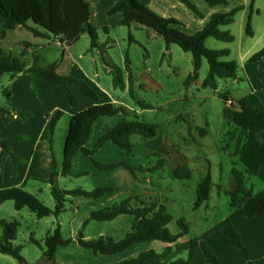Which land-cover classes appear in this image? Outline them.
<instances>
[{"label": "rangeland", "instance_id": "obj_1", "mask_svg": "<svg viewBox=\"0 0 264 264\" xmlns=\"http://www.w3.org/2000/svg\"><path fill=\"white\" fill-rule=\"evenodd\" d=\"M250 4L251 0H246L245 10L236 15L234 23L220 27L221 30H228L234 36L233 41L225 43L230 48L228 50L232 52L231 59L227 60L237 61L235 50L241 41L239 34L243 35L244 40L250 39L245 33ZM250 15L251 28L264 26V0H253ZM27 25L35 26L31 20L27 21ZM128 33L131 34L132 41H128ZM97 35L106 41V52L111 55L112 61L118 68L122 69L126 84L128 82L127 73L130 72V84L135 95V97L131 96L128 86L125 91L120 85L114 88L113 80L116 73L107 75L102 70L104 78L102 79L104 86H102L130 112L126 116L118 114L112 119L119 121L123 117L137 119L147 124H154L157 129V134L152 138L144 139L137 134L130 138L133 154L126 160L137 162L145 168L143 171L135 170V176L141 178L144 187L142 191L137 192L139 199L147 203L156 201L165 206L172 215V221L167 226L172 233L178 232L176 220L180 217L185 219L189 230L180 238V241H187L191 238L206 241L209 237H214L210 234L212 231L223 232V228L227 227L230 213L235 210L229 204V196L224 193L231 187V168L234 167L243 173L246 185L254 193L264 189V182L257 181L254 175L245 173L244 166L238 157L232 155L235 140L231 139L229 134L232 130L239 133V130L227 122L222 115L225 103L219 94H227L234 100L239 99L244 88L248 89L245 80L233 82L229 78H220L215 90L203 87L201 83L208 71L207 62L203 58L197 78L188 84L185 83L187 75L192 71L191 53L183 51L176 44H170L166 48L160 36L137 24H132L129 28L116 26L110 29V39L107 38L103 29H98ZM27 39L31 41L33 36L25 29L20 32L18 29L7 31L6 38L5 36L0 37V54L10 50L16 57H23L22 59L31 63L34 55H39L41 59L47 60V63L61 56V49L51 36L35 38V40L44 42V49L39 50L36 46H32L30 47L32 52L23 51L18 44V40L26 41ZM208 41L213 44H223L214 38ZM205 46L209 49H216L206 44ZM125 58L129 59L128 71H125L123 66ZM100 59L98 57L99 62ZM114 89H116L115 92ZM137 99L148 103L150 107L141 109ZM109 126L107 128H113L112 125ZM200 129H204L205 134L200 135ZM62 146H64L63 140H61ZM55 150L59 166L61 163L60 144L56 145ZM109 153L104 151L100 156L111 157V160L121 158V155L115 152ZM159 163L161 167L153 169ZM181 163H185L191 170L190 179L172 177V169ZM148 168L150 170L146 171ZM207 173L211 177L208 199L197 205L196 186ZM64 179L68 187L81 185L92 188L95 186V178L92 176L81 181L67 182L68 178ZM148 179L151 183L147 182ZM73 181H78L77 185ZM38 185L44 187L42 182ZM58 185L56 184L57 187L62 186ZM36 192V197L44 205L54 207V199L50 192ZM123 198L125 196L119 193L112 198V201L100 203L82 196H69L64 204V210L57 217L50 215L42 218H37L27 207H23L20 213H15L12 201L8 200L0 204V216L7 220L16 219L18 221L19 225L13 244L20 246V254L25 264H115L145 250L161 251L160 242L150 241L136 244L118 254L102 255L94 254L75 242L80 231L84 239L103 236L114 240L121 239L129 232L133 222V217L130 215H121L111 221L91 220L85 226L82 225L90 211L105 208ZM57 224L60 226L62 237L71 238L72 241L58 248L53 261H45L42 258L41 249L44 247L43 240ZM246 229L244 232H249L245 235L251 231L248 226ZM30 237H33L39 245L31 242ZM244 249L249 256L248 248L244 247ZM198 255H201V251ZM202 259L204 262V255ZM0 264H18V262L11 256L0 253Z\"/></svg>", "mask_w": 264, "mask_h": 264}, {"label": "trees", "instance_id": "obj_2", "mask_svg": "<svg viewBox=\"0 0 264 264\" xmlns=\"http://www.w3.org/2000/svg\"><path fill=\"white\" fill-rule=\"evenodd\" d=\"M196 15H201L198 9L190 0H179ZM208 5L226 4V0H204ZM243 8L238 5L226 12L213 13L209 20L201 29L186 34L174 26L179 22L174 18H166L139 0H118L109 9L112 14L120 11L123 15L121 23L126 27L132 24L145 27L153 34L160 36L166 48L170 44L178 45L183 51L190 52L192 55V71L187 75L185 83H189L197 78L201 61L204 58L208 65V71L202 80L203 87L211 89L217 88V79L236 78L237 64L233 60H221V57L228 56V49H209L205 46V40L212 37L216 40L231 42L234 36L228 30H221L220 26L234 22L236 13ZM90 6L86 0H0V37H3L7 30L17 26L26 27L34 36L50 37L57 39L60 46L70 45L76 41L83 33L87 32L90 38V47H98L97 28L89 22ZM31 20L35 26H27V21ZM37 26H39V29ZM246 33L252 34L249 19L246 24ZM132 36L128 33V41H132ZM264 56V46L249 57V61L260 60ZM37 57L34 55V63L26 67L25 62L11 52L0 55V77L9 73L15 75L20 72H31L44 79L52 85L61 86L68 102L71 105H80V101L71 91L70 86H77L82 94L92 100L99 99L98 91L88 84L85 80L77 79L72 76L59 75L56 72L57 63L52 62L45 67L35 65ZM129 65L128 58L126 59ZM120 81L117 73L114 82ZM129 93L135 97L134 92L129 88ZM223 99V118L233 124L239 130L235 136V130L229 134L235 140V147L232 155L237 156L249 174H257L260 169L264 170V112L257 106L250 103L246 96L237 100H232L227 94H219ZM141 109H148L150 105L143 101L136 100ZM0 112H9L8 106L0 105ZM130 112L122 105H114L111 102L95 103L75 113L69 122L64 146L63 160L60 173L62 175H72V157L77 152H82L88 157L94 167L102 171H111L122 167L128 170L135 177V170L138 167L130 165L124 160L116 162L101 163L93 158V155L107 142L131 152L132 143L130 138L137 134L142 138H152L157 134L154 124H147L137 119H127L123 117L112 129L102 134L90 149L85 147V142L89 136L93 122L101 116H113L116 114L128 115ZM21 116L27 114L18 112ZM61 116V112H55L49 119V130L52 133L54 126ZM199 134H205L204 129L199 130ZM226 134L227 131H226ZM260 135V136H258ZM51 142V140H50ZM0 146L9 154L7 140H0ZM16 162V159L13 158ZM160 164V163H159ZM153 167L157 169L160 165ZM52 169L47 178L50 183V193L54 199V207L50 208L43 204L35 195L25 191L21 187H1L0 202L11 200L15 210L27 207L37 218L53 215L57 217L63 210L64 204L69 196H82L97 200L112 191L109 186H99L91 190L80 187L74 189H61L56 186L57 171L55 159L51 160ZM150 170L149 168L146 169ZM233 180L236 183L234 190L224 191L229 196L231 207L240 206L244 209L246 216H255L264 219V190L253 194L250 188H246L242 172L232 167L230 170ZM86 173H82L85 175ZM172 177L178 179H190L191 170L185 163H181L172 169ZM1 184V176H0ZM211 187L210 174L197 183L196 199L197 205L208 199ZM121 215L133 217L131 229L121 239L114 240L111 237L104 238L99 236L93 239H84L82 232L78 233L76 242L83 248L91 250L94 254L114 255L124 252L132 246L150 241H158L163 244L161 251L153 249L139 252L136 256L123 259L115 264H200L198 253L204 255V264H223L218 260L216 254L209 245L202 239L191 238L187 241H180V238L188 233L189 225L184 218L176 220L178 232L172 233L168 229V224L172 221V215L167 211L163 204L159 202H144L139 199L137 193L125 197L118 202L112 203L102 209L92 210L84 219L82 225L85 226L89 221L99 222L111 221ZM19 223L16 219H0V253L14 258L18 264H25L24 258L20 254V246L14 245ZM229 236L221 231H212L210 234L232 244L239 245L243 249L245 264H255L247 256L239 234L235 231L229 218L227 219ZM30 241L39 243L30 237ZM72 241L71 238L62 237L59 224L48 232L43 240L42 258L45 261H53L58 247L65 246ZM184 253V254H183ZM184 256H183V255ZM202 255V257H203Z\"/></svg>", "mask_w": 264, "mask_h": 264}, {"label": "crops", "instance_id": "obj_3", "mask_svg": "<svg viewBox=\"0 0 264 264\" xmlns=\"http://www.w3.org/2000/svg\"><path fill=\"white\" fill-rule=\"evenodd\" d=\"M86 1L90 6V24L96 27L97 30L103 29L108 39H110V29L116 26H125L121 23L123 15L120 11L112 14L108 13L109 9L113 7L118 2V0ZM139 1L145 3L150 9L163 17L176 19L179 24L175 25L174 27L186 34H192L201 29L213 13L226 12L235 6L243 5V8L236 13L237 15L239 12H243L245 10L246 4V0H226V4L210 6L204 0H190L201 14L196 15L179 0ZM252 2L253 0H251L249 7L250 12L247 16V22L248 19L249 21L251 19L250 14L252 12ZM15 29H18L19 32L22 31V29H25L33 36V40L31 41L28 39L26 41L18 40V44L23 51L32 52V49L30 48L32 46H36L39 50L44 49V42L35 40V38L40 37L34 36L33 33L30 32L26 27L17 26L14 29L7 31L10 32ZM7 31L4 34L5 38L7 36ZM251 31L252 34L248 35L245 30L246 35L250 38L248 40H244L242 37L243 35L239 34L241 41L235 50V58L237 59V61H235L237 64V76L236 78L229 79H232L233 82L245 80L248 89L244 88L241 97L246 96L252 105L257 106L261 111L264 112V56L257 61L248 60L251 55L256 53L264 46V26L251 28ZM210 38L212 37H208L205 40V44L209 47L219 50L230 49L228 48L227 44H225L227 42L224 41L217 40L223 42V44L209 43L210 41L208 40ZM53 41L61 49V56L47 63V60L41 59L39 55H35L37 57L35 65L38 67H45L52 62H56V72L59 75L72 76L77 79L85 80L98 91L99 99L97 101L92 100L84 96L77 86L71 85V91L80 101V105H71L68 102V99L66 98L61 86L52 85L31 72H20L15 75H11L9 73L3 74L0 77V105L8 106L9 112H0V140H7L9 154L6 155L5 150L0 146V186L4 188L12 186L21 187L25 191L35 196L37 195L36 191L50 192L51 185L47 182V178L52 169L51 160L54 158L56 159L55 170L58 173L56 176V184H59L60 186L62 185L59 187L61 189H74L80 187L85 190H91L99 186L111 187V192L105 194L97 200L92 199L100 203L103 201L104 203L107 201H112V198L117 196V194L119 195V193H121L122 196L128 197L134 195L138 191H142L144 187L141 178H137V176L134 177L128 170L122 167L111 171L98 170L94 167L92 161L80 151H77L72 157V175H62L60 173L63 160V146L61 147V140H65L66 131L71 117L78 111L95 103L111 102L114 105H121V102L115 99L110 94V92L103 87L104 83L102 82V79L104 78L102 70H104L107 75L112 74L113 72L119 74L120 81L115 83L113 80L114 88L116 85H120L121 88H123V91H125L127 86L128 90L131 88V84L130 72L128 71L129 65L127 64L126 58L123 61V66L125 71H128L127 84L123 79L124 75L121 72L122 69L118 68V66L112 61L111 55L106 52V41L100 39L98 35V47L94 48L90 47V38L87 32L83 33L76 41L67 46H65V44L60 46L59 43L56 42L57 39H53ZM79 44L82 45L79 46ZM9 52L11 51L9 50ZM12 55L15 56L14 54ZM231 56L232 52L229 50L228 56L221 57L220 59H231ZM98 57L101 58L100 62L98 61ZM22 58L23 57H21V59ZM22 60L25 62L26 67H29L34 63V60L32 63L24 59ZM202 64L203 62L201 61V66ZM115 91L116 89H114V92ZM57 111L61 112V116L57 120L53 132L51 133L49 130V119ZM18 112H23L27 115L21 116L18 114ZM117 115L118 114L113 116ZM113 116H101L93 122L89 136L85 142L86 148H92L96 140L106 131L111 129L107 128L110 127L109 125L114 127L119 122V120L112 119ZM95 129L97 130L94 131ZM237 135L238 133L235 131V136ZM57 144H60L61 153V163L59 166L57 163L56 150L54 151ZM104 151L110 152L109 154H111V151L115 152L116 154L121 155L119 160H124L130 165L140 168L141 171L145 170L144 166L141 164L126 160L128 157L132 156V151H125L110 142L105 143L93 155V158L101 163L119 161L111 160V157H101L100 154ZM13 158L16 159V162L13 161ZM244 172L249 174L245 170V167ZM82 173L86 174L82 175ZM90 176L95 178V186L92 188H87L81 185L68 187L67 183H65L66 179H64L68 178L67 182L72 180L81 181ZM254 176L256 177L257 181L264 182L263 169H260ZM243 178L245 187L249 188L245 183L244 175ZM231 179L232 183L229 190H234L236 188V183L233 180L232 175ZM149 180L150 179H148L147 182L151 183V180ZM41 182L44 184V187L38 185ZM73 182L75 185L78 183V181ZM252 193L256 194L254 191H252ZM4 202H0V204H3ZM233 208H235V210L234 212L230 213L229 220L232 223L235 231L239 234L243 246L248 248L250 251V253L248 252V257H250L249 259L255 264H264V219H260L255 216H246L244 214V209L240 206ZM14 212L20 213L21 209H14ZM0 219L6 218L0 216ZM247 226L251 229V231L249 234L245 235L249 232H244V229L247 230ZM223 233L229 236L227 227L223 228ZM206 241L205 242L209 245L211 250L216 254L218 260L223 264H245L246 260L244 258L243 249L239 245L232 244L223 239L215 237H209V239H206ZM160 247H163L162 243H160ZM198 260L200 264H204L201 255H198Z\"/></svg>", "mask_w": 264, "mask_h": 264}, {"label": "built area", "instance_id": "obj_4", "mask_svg": "<svg viewBox=\"0 0 264 264\" xmlns=\"http://www.w3.org/2000/svg\"><path fill=\"white\" fill-rule=\"evenodd\" d=\"M56 42L59 43L58 40Z\"/></svg>", "mask_w": 264, "mask_h": 264}]
</instances>
